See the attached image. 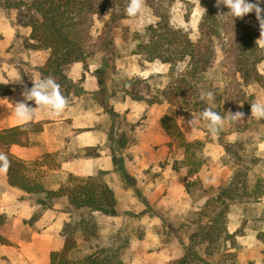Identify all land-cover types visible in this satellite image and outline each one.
<instances>
[{
  "label": "rangeland",
  "instance_id": "obj_1",
  "mask_svg": "<svg viewBox=\"0 0 264 264\" xmlns=\"http://www.w3.org/2000/svg\"><path fill=\"white\" fill-rule=\"evenodd\" d=\"M153 1L167 6L171 25L186 30L193 40L198 37L199 21L205 12L203 0ZM111 2L102 17L95 18L91 33L94 37L99 36L104 22L115 9L119 18L109 25L112 50L107 53L98 51L88 60L89 67L85 71L94 77L86 80L84 73L75 81L84 92L75 94L71 90L66 97L69 104L75 107L74 115L82 119L81 123L87 125L98 122L95 129L101 141L92 150L99 153L101 158L100 162L93 164L81 163L84 166L83 174H71L79 177L98 176L109 181L112 188L117 190L116 215L107 216L96 212L95 216L103 241H114L115 247L120 248L124 264H169L183 252L188 235L196 229L195 220L206 199L227 186L236 171H240L241 174L238 175L250 185L257 181L264 184V120L250 118L251 103L255 100L264 101V85L252 82L243 87L234 71L230 53L226 52L223 43H219L208 71L211 86H219L223 93L221 102L214 105V110L222 116L228 111H241L245 114L241 120L226 119L219 133L213 136L207 129V122L203 120L191 128L187 121L192 118L193 111L171 106L166 101L148 104L145 100L132 99L123 91L125 80L135 78L141 83L149 84L151 93L148 97L151 98L156 88H162L169 78L167 64L158 60L141 63L140 57L133 53L137 42L135 37H145L147 27L156 24L159 18L154 8L147 5L145 0L141 12L135 17H129L125 12L129 0ZM5 4L6 0H0V17L5 16L13 23L20 24L17 10L7 9ZM211 5L217 9L224 7L221 5L218 8L216 0H211ZM260 6L264 8V0H261ZM246 22L260 34L255 12L250 13ZM21 30L19 29L18 35L22 38ZM23 41L18 49L25 45L29 47L28 43L33 42L26 39ZM228 41L227 38L224 42ZM40 51L42 53L39 60L48 57V50ZM2 59L4 56H0V61ZM6 59L14 61L18 73L25 78V85L15 86L16 91L26 86L27 79L33 81L40 76V65L26 60L23 55L15 54ZM258 69L264 75V61ZM239 97L241 101L237 102ZM92 98H96L98 102ZM166 113L174 116L187 140H201V144L195 148L198 158L196 173L189 172V168L196 165H192L193 162L187 163L180 143L163 134L159 118ZM194 113L197 116L200 114ZM64 122L51 125L53 138L49 143L41 133L44 129L30 132L28 144L21 149L31 148L28 155L12 146L0 150L27 162L30 173L38 174L47 187L53 183H67L70 173H62V165L88 151L78 147L75 132L80 129H69L67 132V121ZM37 124L43 125V122ZM120 138L125 139L123 147L117 145ZM113 155L122 158L123 162H150L146 169L140 170L142 178L148 182L161 180V183L149 185L150 198L140 190L132 173L129 172L135 178V187L122 182L121 176L114 171V165L112 169H107L109 158L113 163ZM77 165H74L75 168ZM137 165L142 168L141 163ZM186 184L189 185L190 192L187 191ZM35 198L32 195H22L17 204H7L8 210L26 203L35 205L33 213L28 219H24V228L21 230L23 240L31 241L33 232L42 231L44 224L48 225V220L57 218L64 223L77 216V213L69 211L65 197L52 201L49 214V208L37 203ZM171 199L184 205L173 203ZM225 216L228 230H238L235 241L228 243V250L235 254L238 264H264V244L257 238V232L264 230V194L259 201L228 203ZM40 218L43 225H36ZM7 219L11 220L9 217Z\"/></svg>",
  "mask_w": 264,
  "mask_h": 264
},
{
  "label": "trees",
  "instance_id": "obj_2",
  "mask_svg": "<svg viewBox=\"0 0 264 264\" xmlns=\"http://www.w3.org/2000/svg\"><path fill=\"white\" fill-rule=\"evenodd\" d=\"M111 1L114 3L119 0H6L7 9L17 10L20 24L31 28L29 39L33 42H29L28 46L49 51L46 61L38 69L41 79L53 78L60 85V91L65 97L71 90L75 94L84 92L83 88L68 76L70 65L79 61L83 63L84 70H87L88 60L98 51L107 53L112 50L113 41L109 34V25L119 18L115 9L104 22L101 34L94 37L91 33L95 18L102 17ZM145 2L154 8L159 20L147 27L145 37H135L137 42L133 53L140 57L141 63L158 60L167 64L169 78L162 88H156L151 98L148 97L151 93L149 84L129 78L122 85L125 95H130L137 101L145 100L148 104L166 101L171 106L193 112H201L204 107L214 108L216 103L221 102L223 93L219 86H211L208 71L219 43H223L226 52L230 53L234 71L243 87L252 82L264 85V75L258 69L264 61V48L256 44L260 34L246 22L250 13L233 20L227 14L226 6L217 9L211 5V0H203L202 5L206 13H203L199 21V35L193 40L186 30L170 24L165 4L152 0ZM249 2L253 3L255 0ZM220 13L225 14L223 17H217ZM227 38L229 41L224 42ZM32 84L33 81L27 79L26 86L31 88ZM1 87L0 85V94L10 91ZM206 91L215 94L214 100L199 99L200 93ZM239 98L237 102L241 101V97ZM92 99L97 101L96 98ZM29 104L35 105L34 101ZM160 126L167 136L180 143L187 163L193 162L192 165H196L189 168V172L196 173L198 158L195 148L201 144V140H187L174 116L169 113L160 118ZM40 129V124L31 122L3 129L0 131V148L6 150L14 144L26 146L29 133ZM124 143L125 139L120 138L117 145L123 147ZM3 153L11 163L6 173L10 186L35 196L34 200L46 208L52 207L54 199L65 197L69 211L77 213L76 217L63 223L61 234L64 244L60 250L50 253V264H124L120 248L115 247L114 241H103L98 232L99 225L95 213L107 216L117 213L115 209L118 200L114 189L106 180L98 176L79 177L70 173L67 183L60 184L58 188H50L38 174L30 173L28 163L23 159L7 151ZM96 154L86 152L82 155ZM113 165L122 182L135 187V178L126 169L122 158L113 155ZM238 174L241 172L236 171L227 186L206 199L198 211L196 229L188 235L183 252L169 264H238L235 254L228 250V243L234 242L238 233V230L230 232L227 228L225 212L228 203L259 201L264 194V184L261 181L250 185ZM186 189L190 192L188 184ZM136 192L139 194L138 188ZM5 219L6 215L0 213V228ZM257 238L264 244L263 229L257 232ZM8 242L0 232V243Z\"/></svg>",
  "mask_w": 264,
  "mask_h": 264
},
{
  "label": "crops",
  "instance_id": "obj_3",
  "mask_svg": "<svg viewBox=\"0 0 264 264\" xmlns=\"http://www.w3.org/2000/svg\"><path fill=\"white\" fill-rule=\"evenodd\" d=\"M19 29H22L20 33H22V38L18 35ZM31 33V28L29 26L20 25L18 23H13L5 16L0 17V56H4V59L0 61V85L1 89L8 88L10 91L6 94H0V131L6 128H10L13 126H18L19 124L16 121V117L14 114V106L18 101L23 100V96L21 95L22 90L16 91L15 86H23L25 85V78L18 73L17 67L14 64V61H8L10 59H6L7 57H12L15 54L23 55L26 60L42 66L46 61V57L42 60H39L40 53L42 51L38 49H33L30 47L20 46L19 44H23V40H31L29 39V35ZM49 55V51H48ZM41 58V57H40ZM87 79H91L94 76H91L88 72L84 70V66L82 62H74L70 65L67 74L73 80H79L83 74ZM20 75L23 83H17L11 80L13 77ZM90 77V78H89ZM41 79V76L34 80ZM9 81V82H8ZM94 81V80H93ZM8 82V83H7ZM95 85L97 83L95 82ZM4 86V87H3ZM95 87V86H94ZM97 87V86H96ZM30 102V101H29ZM28 102V104H29ZM31 107H36V105H30ZM75 107L73 105L68 106V108L57 117H51L47 115L46 111H39L31 123L43 122L41 124L42 135H45V141L50 142L53 138V134L51 133V125L52 124H61L64 120L67 121L66 130H77L74 131L76 141L78 147L82 150H91L94 149L98 144H100V137L98 136V132L95 128H97L98 122H91L90 124L81 123L82 119H79L74 115ZM163 116V115H162ZM161 116V117H162ZM160 117V118H161ZM159 118V123H160ZM68 119V120H67ZM65 123V122H64ZM70 125V127H69ZM62 126V125H60ZM44 127V128H43ZM162 128V127H161ZM163 134H166L162 129ZM62 135V134H61ZM56 138V137H55ZM12 147H16L20 149L22 153L29 154L32 149H28V147L24 150H21L25 146L22 145H11ZM29 151V152H28ZM50 150H48L49 152ZM86 153V152H84ZM83 153V154H84ZM95 153V152H93ZM26 156V155H25ZM101 155L97 153L95 156H83L82 154L74 159L65 161L64 165H62V173H76L77 175L83 174V164H93L94 162H100ZM78 163V165H77ZM81 163H83L81 165ZM141 163L142 168H139L137 164ZM135 164V165H134ZM74 165H77L76 168ZM150 165V162H125L126 169L132 173L137 179L138 187L143 193L147 195L148 198L151 196V192L149 193L148 187L149 185L158 184L160 181L156 182H148L146 179L142 178V171L146 169ZM80 167V168H79ZM113 163L112 159L109 158L107 169H112ZM66 169V170H63ZM90 173V172H89ZM109 185L112 187L111 183L107 181ZM163 180L162 183H164ZM161 183V182H160ZM60 183L50 184V188H58ZM0 213H4L6 215V219L2 227L0 228V232L7 238L9 241L6 244L0 243V264H50V253L52 251H58L63 247L64 237L61 234V229L63 226V222L61 220L51 219L48 220V225L42 228V231H34L32 234V240L27 241L21 238V230L24 228V219H28V217L33 213L35 208L34 204H23L22 206H18L13 209H7V204L12 202L13 204H17L19 202L20 197L23 195H28L24 193L18 188L12 187L7 183V175L0 174ZM115 194L117 195V190L114 189ZM117 197V196H116ZM172 200V199H171ZM168 200H166L167 202ZM173 203L177 201L175 199L172 200ZM165 202V204H166ZM182 205L184 203L177 202ZM167 205V204H166ZM174 205V204H172ZM51 208L48 209V214L50 213ZM11 218L9 221L7 218ZM36 225H43L42 219H38L36 221ZM40 227V226H39Z\"/></svg>",
  "mask_w": 264,
  "mask_h": 264
},
{
  "label": "clouds",
  "instance_id": "obj_4",
  "mask_svg": "<svg viewBox=\"0 0 264 264\" xmlns=\"http://www.w3.org/2000/svg\"><path fill=\"white\" fill-rule=\"evenodd\" d=\"M144 0H129L125 12L129 17L137 16L143 7ZM261 0L255 3L249 0H216V6L219 8L224 5L228 8L227 14L233 18H243L245 15L255 12L256 19L259 22L260 37L256 41L259 47L264 48V8L260 6ZM206 13V9L204 8ZM225 13H220L217 17H223ZM11 80L17 83H23L20 75ZM9 82V81H8ZM7 82V83H8ZM130 86V85H127ZM23 100L15 103L14 114L19 125L23 126L30 123L39 111H46L51 117L60 116L69 106L68 99L61 93L60 85L51 77L33 80L31 88L24 86L21 93ZM215 94L212 91L201 92L199 99L201 101H212ZM34 101L36 107L29 106L28 102ZM244 113L228 111L222 116L215 111L213 107H204L199 116L191 112L192 118L187 123L192 127L198 125L199 121L207 122L206 126L210 134L217 135L222 129L225 120L238 121L244 117ZM256 120H264V101L255 100L251 103V116ZM11 163L6 154L0 152V174H6Z\"/></svg>",
  "mask_w": 264,
  "mask_h": 264
}]
</instances>
